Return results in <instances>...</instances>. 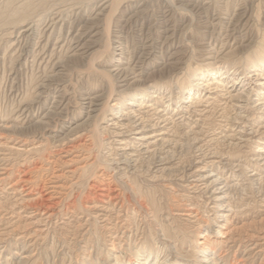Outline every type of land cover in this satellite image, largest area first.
Wrapping results in <instances>:
<instances>
[{"label":"rangeland","instance_id":"1","mask_svg":"<svg viewBox=\"0 0 264 264\" xmlns=\"http://www.w3.org/2000/svg\"><path fill=\"white\" fill-rule=\"evenodd\" d=\"M133 1L122 0L123 3H120L114 17L108 22L104 17L94 21L93 29L85 38L90 40L88 44L91 48L84 58L68 59L67 46L54 56V61L61 59L59 73L56 67H51V63L46 67L32 62L25 65L18 54L0 59V125L2 122L15 125L13 129L0 126V250H4L0 260L9 257L11 264L15 256L29 253L34 264H105L109 255L123 252L133 254L142 244L152 247L155 255L174 260L178 253L186 254L196 249L197 239L204 241L199 236L205 232L200 231L208 226L215 229L221 222L215 218L206 195L190 188L185 177L174 179L177 173H168L173 177L165 175L166 178H172L170 181H166V178L152 179L149 173L128 179L113 167H108L106 160L111 158L112 151L107 143L112 138L96 132L98 125H105L100 123L102 113L88 119L87 109H83L82 104L86 107L87 100L84 98L89 95H102L104 99L100 103L105 104L111 88H118V74L113 71L114 60L118 57L114 51L118 50L113 47L118 45H115V41H121L129 60L134 59L143 46L149 44L152 56L148 59L151 66L147 71L155 69L151 81L158 83L164 93L172 92V111L179 87L186 84L184 77L189 66L200 67L208 63L201 43L215 41L219 48L222 43L232 42L237 35L238 38L252 35L249 39L253 40L250 51L243 52L254 54L258 50L264 34V0ZM73 2L81 7V13H85L83 11L87 4L80 6L76 0H0V9L9 13L12 9H21L29 4L34 8L30 12L32 18L39 20L60 5L66 7L64 17L68 22L61 30V38L65 39L69 27H77V17L69 9L70 5H74ZM136 2L139 3L136 16L128 19L134 9L131 4ZM221 3L222 6H219ZM235 12L250 17L247 30L241 25L238 31H229L231 27H228L224 18ZM216 18H220L221 23L214 27L212 24ZM6 22H0V56L3 55L8 36L15 37V34H5L12 29V25ZM168 27L169 31L163 33ZM177 50H180L178 57L183 63L177 67L181 69H175L166 62L169 54ZM231 61L233 59L220 66L234 70L237 67ZM53 72L54 77L48 80ZM44 78L50 85L46 93L38 98L37 86L43 83ZM60 94L65 100L63 109L53 110L57 113L51 115L48 124H36L39 106L47 111L53 98ZM210 100L212 102L214 99ZM22 104L30 107L28 115L20 113ZM206 106L207 103H203L200 108ZM214 119L205 121L206 124L200 122L201 126L209 128L211 136L225 127L224 123L221 125ZM212 121L213 124L208 125ZM236 125L243 126V123ZM76 134L81 136L74 138ZM23 143L28 148L34 144L43 146L38 150L23 152ZM183 143L184 146L177 153L179 159L176 165L181 172L199 154L190 141ZM211 147L222 151L230 149L218 142L211 143ZM250 148L249 145L243 150L248 152ZM231 152L233 156L240 155V159L244 160V153L239 154L237 149ZM246 165L250 166L249 170L253 169L250 162L246 161ZM231 196L232 202L240 206V214H231L229 223L222 229L223 235L215 237L211 234L210 239L223 241L220 247L228 253V262L243 260L246 264H264V177L252 181L243 176L240 186L232 190ZM166 230H172L170 237ZM4 246H7L6 250ZM252 247L254 249L250 256H244L245 250ZM115 248L119 251H115Z\"/></svg>","mask_w":264,"mask_h":264},{"label":"bare ground","instance_id":"2","mask_svg":"<svg viewBox=\"0 0 264 264\" xmlns=\"http://www.w3.org/2000/svg\"><path fill=\"white\" fill-rule=\"evenodd\" d=\"M121 2L122 0H76V3H79V5L86 3L87 7L85 11H83L85 13H81V7H77L74 2V5H70L69 9L72 10V13L77 17V27L70 26L67 33L68 37L65 39L61 38V30L68 22L64 17L65 11L67 10L66 7L63 8L60 5V7H56L53 11L40 17L39 20H34L32 18L30 12H32L34 8L32 9L29 4L26 6L24 5L21 9L16 7L17 10L12 9L9 13H5L1 8L0 22L8 21L6 24L9 23L12 25H10L12 28H10V32L7 31L5 34H15V37L8 36L9 39L6 41V47L3 49L4 51L2 50L3 55L0 56V59H4V57L12 58L13 55L18 54L19 58L24 60L25 65H27L28 62H32V64L37 63L40 67H46L51 63V67H56V70H58L57 73H59L62 66L58 64L61 59L54 61V56H57V54L62 52L67 46V56H65L68 57V59H76L79 57L81 60V58H84L91 48L89 47L91 45L88 44L90 40H86L85 38L93 29L92 24L101 17L106 18L107 22L111 20ZM131 5L134 9H132V15L130 18L128 17V19H131V17L134 19L137 13L136 8L139 7V3L136 2ZM219 6H222V3ZM124 10L125 8L122 12H124ZM235 13L224 18L228 27H231V29L228 30L231 31V33L232 31H238L241 25L244 30H247L246 26H248L247 23H249L250 17L246 18L245 13H238V15ZM137 15L139 16V14ZM214 21L212 24L214 27L221 23L220 18H216ZM106 25L109 24L107 23ZM168 31L169 27L167 29L165 28L162 32L167 33ZM58 33H60V35L56 36ZM237 36L233 38L232 42L227 41L222 43L219 48L215 41L212 43H201L202 51L204 55L207 56L206 60H208V63L200 67L189 66L187 75L184 77L186 84L179 87L177 102H175V107L172 111L170 110V95L172 92L164 93L162 87L158 83H153L151 81V78H153L151 74L156 72L155 69V71L153 69L151 72L147 71L151 66L148 63V59L152 56L149 44L143 46L139 55L129 60L126 57L127 53L123 48L122 42L115 41V45H118L114 46L113 49L118 50L114 51L118 57L114 60L113 71L118 74L117 82L119 85L117 86L116 84L118 88H111L110 93L106 96L107 99L104 102L105 104L102 103L104 106L100 103V101L104 99L102 95L94 97L87 95L88 97L84 98L87 100L85 103L86 107H84V103L82 104V108L87 109L86 115L88 119L96 118L102 113L100 123H105V125L99 126V123L96 124L99 127L96 132L99 131L103 135H110L112 138V141L107 143V147L112 151V156L106 160V164L108 167H113L120 175L128 177V179H133L144 173H149V177L152 179H165V175L167 176L168 173H177L174 179H179L178 176L185 177L186 181L189 182L188 186H191L190 188L206 195L212 204L211 209L214 212L215 218L219 219L221 222H219V224L216 223L217 228L215 229H211V227L208 226L204 231H200L201 233L205 232V234L199 236L202 237L204 241H199L197 239L196 249H192L191 252L187 251L185 252L186 254L178 253L174 260H168L159 255H155L156 253L152 247L143 246L142 244L133 254L131 252V254L128 255L123 252V254L109 255L105 264H246L242 262L243 260H240L238 263L228 262V253L223 252L224 250L222 251L220 247L223 241L219 239H210L211 234H214L215 237L223 235L222 229L224 225L229 223L231 214H240V206L232 202L231 193L232 190L240 186V181L243 176L252 181H258L264 177V34H262L261 41L260 43L258 42V50H256L254 54H248L250 52L245 54V52H243L250 51L253 40L249 39L252 35H247L248 37L245 35V37L242 38H238ZM167 37L169 39L168 35ZM68 41L69 44H67ZM1 46L0 44V52ZM28 47L30 48L27 49ZM179 54L180 50L170 53L166 60L167 64L175 69H181L177 67L183 64L178 57ZM230 59H233L231 63L237 68L233 70L220 66V64ZM53 74L54 72L52 75H49L50 77L48 80L52 76L54 77ZM48 80L44 78V81H42L43 83L37 86L38 98L46 93L47 87L50 85ZM53 99L51 106L47 107V109L45 108L47 111H43L39 106L38 115L35 118L36 124H48L51 115L57 113L53 110H61L62 106L65 105V100H63L61 94L55 96ZM210 99L214 100L210 102ZM172 103L174 104V102ZM203 103H207V106L200 108L203 106ZM222 105L225 106L221 107ZM207 107L211 108L207 109ZM29 109L30 107L28 105L22 104L19 111L23 115H28ZM27 115L25 116L27 117ZM195 117L196 119L193 120ZM213 118L221 125L224 123L225 127H223L224 129L220 132L214 133L211 136L208 132L209 128L207 129L201 126V123L204 121V124H206L205 121ZM95 121L97 122V120ZM239 123H243V126L236 125ZM212 124L213 121L208 123L210 126ZM1 127L3 129H13L15 125L9 122H2ZM216 130L214 131L216 132ZM80 136L76 134L74 138ZM207 138L210 139L207 140ZM185 141H190L199 154L194 161H191L188 168L186 167L185 171L181 172V170H179L180 168L176 166L179 159V154L177 153L178 150L184 146L183 142ZM217 142L218 144H223L227 149H230H224L225 151H222L215 147H211V143L217 144ZM252 144L256 145L251 146ZM23 145V152L38 150L41 148L40 146H43L34 144L32 148H28V145L24 143ZM249 145L252 149L250 148L251 150H248V152L244 151L243 148L249 147ZM231 149H237L239 154L244 153V160L242 161L240 159V155L233 156ZM246 161L251 163L253 169L249 170L250 166L248 165V167L246 165ZM166 179V181L172 180L170 177ZM182 179L183 178H181V180ZM245 186L247 187V185ZM199 227H201V225H199ZM172 230L165 231L169 237ZM4 248L6 250L7 246H4ZM252 249L254 248L252 247L245 250L244 256H250ZM114 250L117 251L116 248ZM2 251L4 250H0V255ZM12 254L13 252L11 255ZM8 258L6 257L5 260H0V264H10ZM245 259H248V257ZM11 264H34V262L31 254L22 253L20 256H15Z\"/></svg>","mask_w":264,"mask_h":264}]
</instances>
